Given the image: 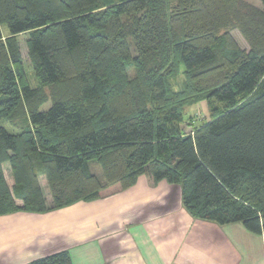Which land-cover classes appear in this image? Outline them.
I'll list each match as a JSON object with an SVG mask.
<instances>
[{
	"label": "trees",
	"instance_id": "obj_1",
	"mask_svg": "<svg viewBox=\"0 0 264 264\" xmlns=\"http://www.w3.org/2000/svg\"><path fill=\"white\" fill-rule=\"evenodd\" d=\"M235 24L249 50L221 32ZM203 99L211 118L186 130L185 108ZM20 111L21 131L0 124V215L104 198L145 175L179 184L194 217L264 236V10L237 0H0V122ZM29 264L74 262L62 250Z\"/></svg>",
	"mask_w": 264,
	"mask_h": 264
},
{
	"label": "crops",
	"instance_id": "obj_2",
	"mask_svg": "<svg viewBox=\"0 0 264 264\" xmlns=\"http://www.w3.org/2000/svg\"><path fill=\"white\" fill-rule=\"evenodd\" d=\"M62 250L74 264H264L263 235L194 217L179 184L151 185L145 175L104 198L0 215V264Z\"/></svg>",
	"mask_w": 264,
	"mask_h": 264
},
{
	"label": "rangeland",
	"instance_id": "obj_3",
	"mask_svg": "<svg viewBox=\"0 0 264 264\" xmlns=\"http://www.w3.org/2000/svg\"><path fill=\"white\" fill-rule=\"evenodd\" d=\"M238 7H243L244 9L246 8H251L253 10H264V5L261 2V0H237ZM1 30L3 35H9L10 34V29L7 24H1ZM228 31L236 40V42L239 44L241 48H244L246 50L250 49L249 42L247 40V37L243 34L241 28L239 27L238 24L229 26L222 30L221 32ZM19 40V46H20V51L22 54L23 58V65H24V70L25 72L29 75L30 81L33 85L37 84L36 78H35V71H34V59L32 55L29 52L28 44H27V39L29 37V33H21L18 36ZM184 77L183 75H180L178 77H175L174 79L171 80V86L174 90H178L179 88L182 87ZM61 86L56 84L52 85L50 87H46L45 91L46 94L49 96L48 101L42 106L43 108H47L51 105V102L53 100V96L55 94L59 93ZM23 112H18L14 115L12 119H4L1 120L0 124L5 126L9 131L11 132H19L21 131L22 127L26 124V114ZM210 110H209V104L208 102L203 99L202 101L191 105L187 106L185 108V121L184 127L186 130H191V126H197L199 125L200 122L206 121L210 119ZM91 165V170L93 173H95L98 178L104 182L105 178L103 175L102 168L100 164L92 160L90 161ZM41 178H45L44 176ZM45 194L51 198V192L50 189L47 185V182L45 181V184L43 186Z\"/></svg>",
	"mask_w": 264,
	"mask_h": 264
}]
</instances>
